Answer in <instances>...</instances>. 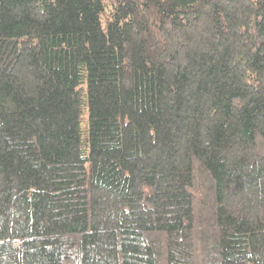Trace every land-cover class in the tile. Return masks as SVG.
<instances>
[{"label":"trees","instance_id":"16d2710c","mask_svg":"<svg viewBox=\"0 0 264 264\" xmlns=\"http://www.w3.org/2000/svg\"><path fill=\"white\" fill-rule=\"evenodd\" d=\"M0 264H264V0H0Z\"/></svg>","mask_w":264,"mask_h":264}]
</instances>
